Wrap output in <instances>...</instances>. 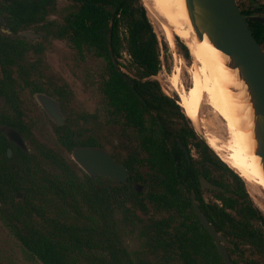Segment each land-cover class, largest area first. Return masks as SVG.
I'll return each mask as SVG.
<instances>
[{"label":"trees","instance_id":"obj_1","mask_svg":"<svg viewBox=\"0 0 264 264\" xmlns=\"http://www.w3.org/2000/svg\"><path fill=\"white\" fill-rule=\"evenodd\" d=\"M13 1L3 6L19 26L57 11L56 0ZM67 2L60 9V26L49 22V31L67 39L80 55L86 51L104 62L100 89L106 106L104 118L69 107L64 126L51 123L54 145L41 139L46 138L42 125L48 122L34 92L54 88L65 106L74 92L62 77L44 74L50 68L39 57L40 48L0 35V107L5 122L18 128L32 146L28 155L0 131V220L22 247L25 259L41 264H225L194 210V192L209 221L234 244L230 253H239L250 264H264V213L246 181L193 127L174 124L175 117L184 121L189 117L179 98L165 94L159 80L153 79L162 70V48L167 43L159 40L145 1ZM249 27L263 44L264 24L250 21ZM176 39L190 57V48ZM32 48L37 59L28 57ZM125 53L130 56L127 64ZM109 129L120 140V150L111 153L130 172L125 184L104 176L93 178L67 155L77 146L104 147L98 130ZM191 137L197 139L195 146L207 170L193 158L189 162L178 143L180 139L188 146ZM209 167L226 173L232 183L212 178ZM200 175L224 189L215 191L216 201H205ZM151 209L169 214L155 218ZM125 229L138 230L140 250L129 251L123 240ZM195 229L210 239V250L196 249L190 234Z\"/></svg>","mask_w":264,"mask_h":264},{"label":"water","instance_id":"obj_2","mask_svg":"<svg viewBox=\"0 0 264 264\" xmlns=\"http://www.w3.org/2000/svg\"><path fill=\"white\" fill-rule=\"evenodd\" d=\"M185 2L196 40L202 42L207 38L219 49L224 56L225 64L242 83L246 101L252 108L255 154L260 157L264 174V49L253 35L247 17L243 14L237 0H185ZM144 5L149 9L145 2ZM151 11L164 21L165 25L172 28L163 16L155 10L151 9ZM250 18L264 24L262 15H253ZM26 34L29 35V33ZM230 89L235 93L240 92V89L236 87H230ZM35 98L53 121L60 125L65 123V115L61 111L59 101L42 92L36 93ZM195 127L198 136L207 142L205 133L196 125ZM0 131L10 143L17 145L26 154H31L27 141L17 128L0 124ZM178 143L186 152L187 159L191 161L192 156L189 148L180 139H178ZM12 154L13 149L10 147L8 156L11 157ZM71 156L79 167L93 178L104 176L121 184H125L129 180L127 166L119 163L104 147L77 146L73 148ZM200 183L205 189L223 190L222 187L204 176L200 177ZM137 189L141 192L143 185H139ZM192 204L202 224L214 238L225 263L235 264L228 250V245L231 247L234 245L208 220L201 210L200 201L197 200L194 192L192 193Z\"/></svg>","mask_w":264,"mask_h":264},{"label":"rangeland","instance_id":"obj_3","mask_svg":"<svg viewBox=\"0 0 264 264\" xmlns=\"http://www.w3.org/2000/svg\"><path fill=\"white\" fill-rule=\"evenodd\" d=\"M239 1L249 9H254L257 8V6L264 5V0ZM58 4L59 8H62L66 6L68 2L66 0H59ZM147 10L159 40L167 43V47L165 49L162 48V70L159 75L153 77V79L159 80L165 94L171 96L172 98L180 99L179 91L173 85L172 76L174 77L175 74L180 72L178 74L179 84L182 88L188 90L193 85L194 74L196 72L201 74L203 66L193 56L191 50L190 57L185 56L176 37H179L180 40L187 45L188 40L186 41V39L180 37V32L177 31L176 33L171 28L174 35V43H171L162 27V25H165L164 21H162L151 10ZM42 44L46 48L45 62L52 72L51 76L62 77L70 85L74 92L75 111L80 114L97 113L104 118L106 104L100 89L104 62L94 54L86 51L84 54L80 55L68 40L59 41L54 37H51L48 41H42ZM124 56L125 59L123 62L125 64L129 63L130 56L127 53H125ZM25 95L28 98L29 94L27 91L25 92ZM201 114L205 119L212 122L210 127L211 131L226 137L227 132L224 120L217 113H215L212 107H210L206 102L202 106ZM173 122L177 127H185L187 125L189 128L193 127L196 130L195 124L191 119H189V121H184L179 117H175L173 118ZM198 128L204 132V129L201 126H198ZM42 131H44V135L42 136H46V138L41 137V139L54 145V138L52 136L53 131L51 127L47 124H43ZM98 131L99 133H97L101 135V137H104V147L107 150L113 152V150L116 151L115 148L120 147V140L111 136L113 132L112 129L107 131ZM196 141V138L190 139L192 149L191 154L194 161L200 165V168L207 170V168L202 165V157L199 150L195 146ZM29 148H32L30 144ZM118 150H120V148L117 149V151ZM121 153L124 155V151H121ZM67 155L71 156L68 153ZM208 172L214 179L232 183V179L221 170L209 167ZM252 184L253 183L246 181V186L250 196L254 200L255 204L264 213V190L255 184ZM221 191H224V189ZM202 193L206 202L216 201L215 190L202 188ZM150 214L155 218H162L168 216L169 213L167 211H155L154 209H151ZM123 240L129 251L136 252L141 249L142 242L137 229H135V231L125 229L123 233ZM0 264H41L39 262H31L25 259L22 247L9 232L8 228L3 224L2 220H0ZM240 264L250 263L242 257Z\"/></svg>","mask_w":264,"mask_h":264},{"label":"bare ground","instance_id":"obj_4","mask_svg":"<svg viewBox=\"0 0 264 264\" xmlns=\"http://www.w3.org/2000/svg\"><path fill=\"white\" fill-rule=\"evenodd\" d=\"M144 1L149 10H155L163 16L174 32H180V37L188 40L193 56L203 66L201 74L197 72L194 74L193 85L188 90L179 84L180 72L172 76L173 85L179 91L180 104L186 115L197 127L201 126L204 129L207 143L231 168L245 181L264 190L263 169L260 157L255 154L252 108L246 101L242 83L225 64L224 56L219 49L207 38L202 42L196 40L185 0ZM162 27L167 38L174 43L173 30L167 25ZM230 87H236L240 92L235 93ZM205 102L224 120L226 137L210 130L212 122L201 114Z\"/></svg>","mask_w":264,"mask_h":264},{"label":"flooded vegetation","instance_id":"obj_5","mask_svg":"<svg viewBox=\"0 0 264 264\" xmlns=\"http://www.w3.org/2000/svg\"><path fill=\"white\" fill-rule=\"evenodd\" d=\"M58 1L59 0H56V3H57V11L56 12H50L46 15H42V16H39V17H36V19L30 21V24L28 25H23V26H19L17 24V22L15 21H12V13L9 12L7 10V8L3 5H6L8 3H13L14 1L13 0H0V35L1 33L2 34H6V35H10L16 42H18L19 44H27L28 46H31V45H34L35 47L37 48H40L42 50L41 52V59L45 62V52H46V48L45 46L42 44V41H48L51 37H54L55 39L59 40V41H63V40H67L65 38H60L58 36H55L53 33H50L49 30H51V28L49 27V22H55L56 23V26H60V23H61V20H62V17H61V13H60V9L59 8V4H58ZM67 1V0H66ZM243 14L247 17V21H248V24L250 26V21H256V20H253L250 18V16H253V15H262L264 16V13H261V12H264V5H260V6H257V8H254V9H249L247 6H245L242 2H240L239 0H237ZM259 22V21H258ZM23 27V28H21ZM26 27V28H24ZM18 28L19 31L17 33L14 32V29ZM26 33H29L26 34ZM0 44H1V38H0ZM263 49H264V43L261 44ZM35 48H32L30 51H29V55L28 57L29 58H32V57H36V53L35 51L33 50ZM0 59H1V54H0ZM37 59V57H36ZM46 63V62H45ZM51 71H46L44 74L45 75H50L51 76ZM1 75H2V71H1V64H0V82H1ZM54 79H58L59 77L58 76H53ZM49 89L48 91H36L34 92V100L36 102V104L38 105V107L41 109V111L44 113V116L46 117L47 119V122H48V125L51 127V123L53 125H58V126H64L66 123H67V120L69 118V107H72L73 108V111H75L74 109V94H73V97L72 99L70 100V103L68 104V106H65V104H63L61 98L56 94V92H54V88H47ZM72 89V88H71ZM38 92H42V93H45L51 97H53L54 99H56L57 101H59L60 103V108H61V111L62 113L65 115V123L63 125H60L58 123H56L55 121H53L49 115L47 114V112L44 110V108L38 103V101L36 100L35 98V94L38 93ZM179 103H180V99H179ZM181 105V104H180ZM182 106V105H181ZM4 107H0V114H1V120H0V124H5V125H11V124H8L5 122V119H4V114H3V109ZM184 109V108H183ZM185 113V112H184ZM84 115V114H83ZM187 116V115H186ZM188 117V116H187ZM190 119V118H189ZM83 121V119H82ZM13 126V125H11ZM14 127V126H13ZM16 128V127H15ZM18 129V128H17ZM52 129V127H51ZM19 130V129H18ZM20 131V130H19ZM53 131V129H52ZM21 132V131H20ZM2 133V132H1ZM22 133V132H21ZM197 133V132H196ZM3 134V133H2ZM4 135V134H3ZM23 135V133H22ZM198 135V134H197ZM24 136V135H23ZM25 138V137H24ZM193 138V137H191ZM190 138V139H191ZM8 140V139H7ZM26 140V139H25ZM27 141V140H26ZM9 142V141H8ZM10 143V142H9ZM28 143V142H27ZM11 145L13 146H16L18 147L17 145L15 144H12L10 143ZM29 145V144H28ZM180 145V144H179ZM189 148V151L191 153L192 149H191V144L189 142V145L187 146ZM10 148V147H9ZM8 148V149H9ZM12 148V146H11ZM19 148V147H18ZM13 149V148H12ZM21 149V148H20ZM185 152V151H184ZM112 154V153H111ZM113 155V154H112ZM185 155H186V152H185ZM13 156V154H12ZM11 156V157H12ZM192 156V154H191ZM114 157V156H113ZM115 158V157H114ZM186 158H187V155H186ZM193 158V156H192ZM189 161V160H188ZM192 161V160H191ZM189 161V162H191ZM119 162V161H118ZM121 163V162H119ZM123 164V163H121ZM125 165V164H124ZM128 169V167H127ZM84 171V170H83ZM129 171V169H128ZM85 172V171H84ZM86 173V172H85ZM201 176H204V175H200L199 176V180H200V177ZM129 177H130V172H129ZM205 178H207L206 176H204ZM208 179V178H207ZM211 181V180H210ZM137 185V184H136ZM202 187V186H201ZM203 188V187H202ZM201 203V202H200ZM202 210V209H201ZM196 212V211H195ZM200 219V218H199ZM209 220V219H208ZM201 221V220H200ZM202 223V222H201ZM203 225V224H202ZM204 226V225H203ZM198 227V225L196 226V228ZM206 229V228H205ZM195 239H194V243L196 244L197 246V250L198 249H204L206 248V250H210L211 249V241L210 239H208L206 237V235L203 233V231L201 230H197L195 229L194 231H192L190 233ZM210 234V233H209ZM223 234V233H222ZM211 235V234H210ZM224 235V234H223ZM225 236V235H224ZM226 237V236H225ZM227 238V237H226ZM228 239V238H227ZM229 241V240H228ZM230 242V241H229ZM232 244V243H231ZM234 245V244H233ZM230 249H234V246L231 247L230 245H228V250H229V253H230ZM231 258L232 260L235 262V264H240L241 262V259L242 257L239 255V253L237 254H231ZM195 264H212V263H209V262H205V263H200V262H197ZM226 264V263H225Z\"/></svg>","mask_w":264,"mask_h":264}]
</instances>
